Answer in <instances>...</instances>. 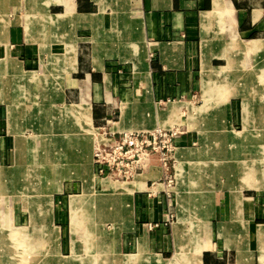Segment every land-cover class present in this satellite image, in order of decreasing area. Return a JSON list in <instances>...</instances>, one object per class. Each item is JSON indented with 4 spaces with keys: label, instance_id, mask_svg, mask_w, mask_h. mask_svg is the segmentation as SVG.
<instances>
[{
    "label": "crops",
    "instance_id": "1",
    "mask_svg": "<svg viewBox=\"0 0 264 264\" xmlns=\"http://www.w3.org/2000/svg\"><path fill=\"white\" fill-rule=\"evenodd\" d=\"M223 1L226 7L218 16L213 11V0H72V13L64 18V22L46 27L41 34L43 39H29L26 15L39 12L36 14L55 16L63 14L65 6L58 2L42 6L45 0H0V18L4 19V24L0 22L4 29L3 39L0 40V67L4 63L7 68L3 81H0V128L3 127L6 134L0 135L1 192V179L8 178L14 193L22 200L21 194L15 192L10 173L19 172L17 177L21 181L16 184L20 187H24L21 186L24 177H29L33 185V174L37 176L39 173L20 172L15 168L26 165L38 154L36 146L40 141L37 136L33 137L35 120L27 115V111L35 106L33 99L36 104H41V94L37 96L40 90L46 89L43 103L50 111L60 106L61 109L66 106L74 109L77 115L73 118L79 122L78 132L82 133L83 129L90 127L94 130L93 141L84 145L88 155L82 168L87 171L89 168L94 175L92 188L95 192L100 191L95 190V186L103 189L98 179L108 178L97 174L92 163L91 144L101 139L102 132L106 137H116L126 131H144L154 127L179 130L184 125L174 141L170 172L162 170L156 160L151 159L137 175H141L138 187L129 182L134 178L119 181L131 183V189L124 192V196L119 195V199L115 198L117 213L114 229L117 236L112 255L116 260L100 264H129L126 259L134 261L140 250L149 258L170 259L176 249L172 224L177 220L179 196L184 201L182 208L184 204V215L188 219L183 227L190 229V234L188 240L183 237L178 243H185L186 247L205 241L194 264H260L261 249L258 245L261 236H264V187L242 188L236 203L233 193L243 185L241 160L258 157V147L264 144L260 141L264 124L259 125L264 122V118H259V110L264 111V105L259 107L257 101H251L252 98L259 99L253 87L259 83L252 72L256 62L251 53L245 54L244 49V43L249 40L261 39L264 43V0ZM20 3L19 9L16 4ZM29 24H32L31 27L37 25L33 20ZM68 39L75 45L74 56L69 62L59 59L55 63L56 69L45 71L44 65H49L51 55L65 54ZM100 43V57L96 60L94 44ZM222 65L226 66L225 73L228 74L225 86L233 91L226 105L219 99L218 105L214 102L205 111L202 130L188 127L184 106L180 108L181 121L178 122L173 110L170 111L171 103H192L191 99L197 91L200 96L202 94V67ZM35 72L43 75L46 82L44 88L39 87L40 90L34 89L22 78L24 73ZM213 81L219 85L225 83V78L214 77ZM245 101L249 102L247 109L251 118V123L247 124L249 129L245 132H258V139L249 134L248 138L235 140L231 132L243 131ZM8 104L13 116H9ZM237 121L241 128L234 130L233 124ZM216 137L222 142L221 151L225 149L222 155L213 153L210 148L218 144ZM59 140L62 141V138ZM181 147L191 150L192 155L185 164V184L177 188L175 179L172 186L168 177L175 175L173 155L176 148ZM5 161H11V164H3ZM67 172L60 171L59 175ZM53 173L54 170H49L48 174L51 177ZM48 179L42 181L47 182ZM47 184L32 187V190L42 192L53 183ZM58 186L60 189L51 195L52 208L45 220L39 214H28L26 224L28 227L34 225L32 230L37 231L34 236L38 244L34 254L27 247L17 248V252L32 257L34 261L29 264H62L60 259L69 256L63 255L68 243L70 251L77 252L72 247L75 245L74 224L78 220L83 221L78 214L82 204L83 181L77 177L64 178ZM18 190L22 192L23 188ZM73 190H79L78 194L67 197L62 194ZM172 192L174 203L170 197ZM60 196L61 204L58 202ZM92 204L96 206L92 214L94 221H98V233L103 238L110 237L111 229L105 231L101 224L103 216L112 214V203L107 215L98 208L101 202L91 201L89 205ZM23 206L29 210L26 205ZM33 206L43 208V198L35 201ZM46 206H49V201ZM67 207L68 217L63 210ZM234 214H238L241 221H233ZM171 216L174 218L170 222ZM45 226L54 233L50 247L43 241ZM28 227L20 225L15 229H19L20 234L26 230L24 234L28 236ZM183 227L176 232L179 233ZM4 228L0 229V239L2 241L4 237L11 247L13 243L9 242L8 233L13 229ZM88 230L92 233L90 228ZM65 235L67 240L62 239ZM21 237L26 238L23 234ZM12 239L17 241L20 237ZM1 253L8 258L14 257L10 255L12 250H5L3 245L0 256ZM88 253L87 249L86 255ZM166 253L171 254L165 257ZM184 256H188L186 250Z\"/></svg>",
    "mask_w": 264,
    "mask_h": 264
},
{
    "label": "rangeland",
    "instance_id": "2",
    "mask_svg": "<svg viewBox=\"0 0 264 264\" xmlns=\"http://www.w3.org/2000/svg\"><path fill=\"white\" fill-rule=\"evenodd\" d=\"M50 2L62 3V5L65 6V12L63 14H57L55 16H50L46 13H42L41 15H39V14L37 15L36 13H39V12H32V14L26 15L25 24H26L27 38L33 39V38L38 37V38L43 39L41 34L44 33L46 27L56 26L59 22H64V18L68 17L72 13L71 12L72 8H73L72 7V0H47V1L45 0V2H42L41 4H43L42 6H44ZM220 2H222L220 4H222L221 8L224 11L226 5H224L223 0H220ZM20 5H21V3L16 4V6H18L19 9L21 8ZM221 13H222V11L220 12V14ZM32 20L34 21V24H37L35 27L34 26L31 27L32 24H29V22H32ZM0 22H1V24L2 23L4 24V19L0 18ZM1 27L2 26H0V40L3 39V35H4V29ZM68 40L69 41L66 40L67 42H66L65 47H64L65 54L63 52L60 55L59 54L51 55L49 65H47V66L44 65V68L46 69L45 71L52 70L53 68L56 69L55 63H56V61H59V59H61L63 61L65 59H67L66 62H69L71 57L74 56L75 45L70 39H68ZM232 42L236 43L234 40ZM100 46H101V43L100 44H94V56H95L94 59L100 57V54H98V52L101 49ZM44 48H45V46H43V49ZM244 49H245V54L251 53V55H253V58L256 62V66L252 69V72L254 71L253 72L254 78H257L259 83H256V85H254L253 87H255L254 92L259 95L258 96L259 99L252 98L251 101H253V102L257 101V105L260 107L261 105H264L263 104L264 103V76H263V74H264V57H263L264 43L261 39L249 40V41H246V43H244ZM252 51H254V52H252ZM225 67L226 66H224V65H222L220 67H207V66L202 67V70L200 73V82L202 81V75L204 76V72H205L204 70L210 69L213 73L211 75V80H210L212 82L211 90L213 92L214 97L219 96V97H221L220 99H222L221 102L219 101V99L213 101L212 104L210 105V107H212L214 102L217 103V105H218V101L220 103H223L226 105L227 100H228L227 98L233 92L230 87L225 86L227 84L226 79L228 78V74L225 73ZM0 68H1L0 81H3V77L5 75V72L7 71V68H6V65L4 63L1 64ZM42 76L43 75H40L37 72H35L33 74L24 73L22 75V78L24 80H26L28 85L32 86L34 89L35 88L39 89V87L44 88L46 85V82L43 80ZM214 77H216V79L225 78V83L221 82V83H219V85H217V83H215L213 81ZM58 78H60V77H58ZM215 85H217V86L214 87ZM218 86L220 88H217ZM219 89L221 90L220 91L221 93L218 92ZM227 89H229V90H227ZM44 90H46V89H44ZM44 90L43 91L40 90V92L37 94V96L41 94V97H42V100L40 101L41 104H36L35 100L33 99V104L35 106L31 109H28V111H27V115L29 117H33L35 120V122H34L35 126L33 127L34 128L33 129L34 130L33 137L36 138V136H37V138L40 141L39 145L36 144L37 145L36 146V153H38V154H36V156L34 155L33 156L34 159H32L31 161H28V163L26 165L15 168V170L18 169L17 171H20V172L36 171V173L40 172V174H42V175H39L40 176L39 177V176H36L33 174V176H35L32 178V180L35 181L33 185H31L32 183L30 182V180H28L29 177H24L23 178V185L21 184V186H24V187H20L18 184H16L18 181H21L20 178L17 177V174L19 172H11L10 173L11 176H13L12 178H13V184L15 186L14 187L15 192L21 194L23 201L20 199V197H17L18 195H16L14 193L13 188L10 186V183H9L10 180L8 178L3 177V176H2L3 178L1 179V181H2V192L0 189V192H1V195H0V229H2V227L3 228L5 227L4 229H6V227H8L9 229H13V230H10L8 233L10 235L9 242L11 244L13 243V246L10 247L8 242H6V239L3 237L2 241L0 239V247H2V245L5 246V250H7V251H8V249H11L12 253H10V255L14 256V257L8 258L6 255H3V253H1L0 264H29V263H31V261H34L33 258L28 256L26 253L25 254L27 256L24 255L23 253H21V255H20L17 252V248L19 249L20 247H22V248L27 247L30 249L29 252L34 254L35 247L38 244L37 243L38 239L36 236H34V234L37 233V231L35 232L34 230H32L34 225L30 224L28 227V225L26 224L27 219H28V214H31V215H34V213L36 215L39 214L42 216V218H44L43 220H45V216L50 212V210L52 208L51 195L55 190L60 189V186H58L59 181L61 179H64V178H76V177L81 178L83 181V192H82V196H80V197H82V204L80 205V208L78 210L79 211L78 214H80V218L83 221L78 220L74 224V227H75V237H74L75 241H74V243H75V245H73V247L72 246L71 247L76 249L77 252L72 253L70 251V243H68V249L63 255H69V256L60 259V261L62 264L71 263V262L74 264H100L101 262L106 261V260H110V259L116 260V258L113 257V255H112L113 254V244H114V241L116 240V236H117V230L114 229V227H115L114 226V217H116V213H117V211H116L117 206L115 203V198L119 199V197H120L119 195L124 196V192H130V189H131L130 184L131 183H122V182L115 181V180L113 181V180L108 179V178H103V179H98V181L102 184L103 189L101 190V188H102L101 186H95L94 189L100 190V191L95 192L93 190L92 183H94L95 177L92 173L89 172V168H87L88 169V171H87L86 169L84 170V168H82V166H83V162L87 159L86 155H88V149H86V147L84 145H85V142H87V141H91V142L93 141L94 130H92V128L90 127V128L83 129L82 133H81V131L78 132L77 128L79 126V122H77L78 120H74V118H73L77 114L73 111L74 109L69 107V106H66L69 109L68 113H66V114H64L63 112L61 113V111H59V109H61V106L58 108H54L53 111L52 110L50 111L45 106V104L43 103V100L45 98V96H44L45 91ZM201 92H202V89H201ZM195 95L196 96L191 99L193 104L191 102H187V101H185V102L175 101V102L171 103L169 108L172 107L170 110L174 109L172 112H174V114H175L174 116L177 118V121L180 122L181 120H179V119H180V116L182 113V111H180V108H181V106H184L187 110V119L185 122L188 125V127L199 128L202 130L201 126H203L202 125L204 122L203 117L206 114V112L203 113L202 115L194 113L193 117L191 116L190 107L193 108V110H194L195 108H197L200 105H203V103H204V100H202V94L200 96V93L197 91V93ZM5 100L8 101L7 98ZM201 100H202V103H201ZM261 102H263V103H261ZM248 105H249L248 101H245L243 104V112H244L243 117L245 118L244 124H243V131L240 130L236 133L233 131L231 132V135H233V137H235V140H240L243 138L245 139L246 137L248 138L249 134L253 135L254 139H258V135H259L258 132H253V131L245 132L247 129H249L247 127V124L251 123L250 122L251 118L248 115V109H247ZM8 106H9V104H8ZM66 107H64V109ZM10 111H11V108L9 106V116L12 115V113ZM259 112H260L259 118H261V119L264 118V113H263L264 111H262L260 109ZM61 114H63L64 117L61 116ZM184 116H185V114H183V117ZM263 124H264V122H262V123L260 122L259 125L262 126ZM10 126H11V124H10ZM233 127H234V130L235 129L239 130L241 128L240 123L238 121H237V123L235 122L233 124ZM183 128H185L184 125L179 127V130H178L179 133L177 135L180 134V131L183 130ZM260 134H261L260 141L262 143H264V129L262 130V132ZM0 135L6 136V134L4 133L3 127L0 128ZM61 138H62V141L59 140ZM216 138L218 139V144L214 145L210 148L213 151V153L222 155V153H225V149H224V151H221V149L223 148L222 142H221L219 137H216ZM261 145L258 147V149H259L258 152L260 153V155L258 157H254L256 159H254V158L246 159L245 158L244 160H241L242 165L240 166L241 167L240 171H242V174H243V177L241 179L243 185H241V189L234 190V193H233L234 203L237 202V198H238L242 188L255 189V188L264 187V178H263L264 177V144H261ZM91 146H92V144H91ZM221 146H222V148H221ZM52 147L54 149L52 151H50V149H52ZM79 147H81V148H79ZM216 147H218L220 149L221 153L219 150H215ZM55 150H57V151H55ZM48 154L49 155L52 154L51 158H46V156ZM177 155L178 156L180 155V156L178 157ZM190 155H192L191 150L186 149V148H182V147L176 148L175 153H174L175 162H173L175 175L171 176L172 186L175 184L174 179H175V182L177 183L176 184L177 188H179V187H181V185L185 184V183H183L185 181V177H186V173H187V169H186L185 164H186V162L189 161L188 159H189ZM180 159H181V161H180ZM182 162H184V163H182ZM169 163L170 164L172 163V159L169 161ZM169 163H168V165H170ZM254 163H256L255 168L253 167ZM258 163H260L261 165ZM3 164L10 165L11 161H5V162H3ZM179 166H181V167L185 166L183 168L185 170V172H182L183 173L182 177H179V174H178V171H179L178 167ZM21 167H24V168L21 169ZM170 169L171 168H169L167 171L170 172ZM49 170H54V173L51 177L48 174ZM63 170H66L68 172L66 174H60L59 175V172L60 171L62 172ZM229 170H230V168L227 167V171H229ZM47 177H49L48 181L43 182L42 180H44V179L47 180ZM134 179H133V181H129V182H132V184L135 187H138V185H140L141 175H139V176L136 175L134 177ZM48 182L50 184H52V183L53 184L47 190H43L42 192H36L38 189L36 191L32 190V187L38 188V187L42 186V184L46 185ZM49 183L47 185H50ZM111 183L114 185V187H113V189L109 190L108 184L111 185ZM19 184H20V182H19ZM85 184L87 186H85ZM115 186H116V188H115ZM19 188L20 189L23 188V191L21 192L20 190H18ZM78 192H79V190H73L71 192L70 191L63 192L62 194L67 197V195L78 194ZM170 197L172 198V201H173V198H174L173 192H172V195ZM40 198H43V202H45V206H43V208H41V209L33 206L34 202L37 200H40ZM15 199H17L18 201ZM58 199H59V201H58L59 204H61L63 202L62 200H60L61 196ZM179 199H180V201H179ZM15 201H17V203H15ZM48 201H49V206H46V202H48ZM91 201L101 202V205H98V208H100L101 212L106 213L105 215H107L108 214L107 212L110 211L111 203H112V205H113L112 210H111L112 214L109 216H103L104 221H102V224H101V228H103L105 231H108L111 229L110 230V233H111L110 237L108 236V237L103 238L100 236L101 234L98 233L99 232V229H97V222L98 221L97 222H96V220L94 221V216L92 214L93 212L95 213V211H92V209L93 208L96 209V206L95 205L93 206V204L89 205ZM109 201H110V203H108ZM177 201H178V210L179 211H178V214L176 216L177 220L173 222V224L177 222L175 224L176 229L174 232L176 249H175L172 257L170 259H167L166 261H164V260L160 259L159 257L149 258V256L147 257V255L144 254L142 259L140 258L139 260H135L134 264H194L195 262H197V260L200 257L201 250L204 247L205 241L204 242H196V244L192 243L190 245H186V247H185V243L184 244L178 243L180 240L183 239V237L184 238L187 237V240H188V238H189L188 236L190 234V229L183 227V225L188 221V219H186V217L184 215V212H185V205L184 204H183V208H182V203L184 201L181 199L180 196H179ZM173 203H174V201H173ZM23 205H26L29 208V210ZM63 210H65V215L68 217L69 216L68 207L63 208ZM29 211H30V213H28ZM238 214H239V211H238ZM238 214L233 215V218H234L233 221H238V220L241 221V218L239 217ZM173 218L174 217L171 216L169 218V221L170 222L173 221ZM20 225L21 226L25 225L29 228L28 229V232H29L28 236L26 235V233L24 234V232H26V230L23 231V233H22L26 238L21 237L22 234L18 233L20 231L19 229H15L16 227H20ZM181 226L183 228L180 229L179 233H177L176 231H178V228ZM88 228H90L92 230V233L88 230ZM87 230H88V232H87ZM1 235L2 234L0 232V236ZM53 235H54V233L52 232V230L48 226H45L44 227L43 241H45V243H47L46 245H48V247H50V245L53 242L52 241ZM15 237H20V239H18L17 241H16V239L15 240L12 239ZM67 238H68V236L66 237V235L64 237H62L63 240H67ZM260 240H261L259 242L260 244L258 245L259 249H261L260 255H259V260H260L259 263L264 264V236H261ZM87 241H88V245H87ZM13 247H15V248H13ZM87 249H88L89 253L86 255ZM185 250L188 253L187 258H185V256H184ZM15 254H16V256H15ZM170 254L171 253H166L165 257L169 256ZM83 255H86V256H83ZM45 257H46V255H45ZM64 262H66V263H64ZM126 262L128 263V261H126Z\"/></svg>",
    "mask_w": 264,
    "mask_h": 264
},
{
    "label": "built area",
    "instance_id": "3",
    "mask_svg": "<svg viewBox=\"0 0 264 264\" xmlns=\"http://www.w3.org/2000/svg\"><path fill=\"white\" fill-rule=\"evenodd\" d=\"M178 133L175 128L159 127L126 131L116 137H106L102 132L101 139H97L91 148L96 173L114 180L127 181L145 169L151 159H155L158 166L167 171ZM168 180L171 181V177Z\"/></svg>",
    "mask_w": 264,
    "mask_h": 264
},
{
    "label": "bare ground",
    "instance_id": "4",
    "mask_svg": "<svg viewBox=\"0 0 264 264\" xmlns=\"http://www.w3.org/2000/svg\"><path fill=\"white\" fill-rule=\"evenodd\" d=\"M214 1V9H213V11L214 12H216L217 14H218V16L220 15V12L222 11V13H223V9L221 8V6H222V4H220V3H222V2H220V0H213ZM225 10V9H224ZM227 10V9H226ZM212 11V12H213ZM248 47V46H247ZM257 49V48H256ZM252 52H254V51H252ZM221 70V69H220ZM205 72H204V76L202 75V83H201V89H202V100H204V103H203V105H200V106H198L197 108H195L194 110H193V108H191L190 107V110H191V116L193 117V114L194 113H196V114H203L209 107H210V105L212 104V102L213 101H215V100H218V99H220L221 97H215V99L213 98V92H212V90H211V84H212V82L210 81L211 80V75L213 74L212 73V71L209 69V70H204ZM223 71V70H222ZM261 73V72H260ZM261 75V74H260ZM259 75V76H260ZM263 76H264V74H263ZM221 90L219 89L218 90V92H220ZM227 92V91H226ZM221 93V92H220ZM224 95V94H223ZM217 98V99H216ZM249 106V105H248ZM172 107H170V109H171ZM176 109V108H175ZM174 110V109H173ZM60 111H61V113L63 112L64 114H66V113H68V111H69V109L66 107L65 109L63 108V109H60ZM74 111V110H73ZM170 111H172V110H170ZM193 111V112H192ZM195 114V115H196ZM62 116H63V114H62ZM64 117V116H63ZM194 119V118H193ZM245 119V118H244ZM250 119V118H249ZM250 121V120H249ZM251 122V121H250ZM248 123V122H247ZM246 130V129H245ZM64 136V135H63ZM240 137V136H239ZM99 139V138H98ZM57 143V142H56ZM56 148V147H55ZM54 148L52 147V149H50V151H52ZM215 150H219L220 151V149L218 148V147H216V149ZM55 151H57V150H55ZM218 151V152H219ZM220 153H221V151H220ZM60 154V153H59ZM52 155V154H51ZM51 155H47L46 156V158H51ZM178 156V155H177ZM180 156V155H179ZM178 156V157H179ZM55 157V156H54ZM63 157V156H62ZM180 161H181V159H180ZM183 161V160H182ZM173 162H174V155H173ZM182 163H184V162H182ZM41 166V165H40ZM44 166V165H43ZM185 167V166H184ZM184 167H181V166H179L178 167V174H179V177H182V175H183V173L182 172H185V170L183 169ZM44 171V170H43ZM47 172V171H46ZM139 173H137L136 175H138ZM39 175H42V174H40V172L37 174V176H39ZM135 175V176H136ZM134 176V177H135ZM40 177V176H39ZM133 177V178H134ZM132 178V179H133ZM264 178V177H263ZM111 179V178H110ZM132 179H130V180H132ZM111 180H114V179H111ZM44 181H46L45 179H44ZM117 181H119V180H117ZM128 181V180H127ZM123 185V184H122ZM113 187H114V185L111 183V185L110 184H108V189L109 190H111V189H113ZM115 188H116V186H115ZM119 188V187H118ZM37 190V189H36ZM36 190H33V191H36ZM105 191V190H104ZM36 192H38V190L36 191ZM80 204V203H79ZM183 212V211H182ZM180 216V215H179ZM180 219V218H179ZM91 221V220H90ZM179 221V220H178ZM177 223V222H176ZM176 223H174L173 224V227H174V231H173V233L175 232V229H176V227H175V224ZM92 236V235H91ZM96 241V240H95ZM42 244V243H41ZM107 245V244H106ZM100 248V247H99ZM180 251V250H179ZM101 252V251H100ZM143 251H139V254L136 256V258L134 259V261H132L131 259L130 260H128V259H126L127 261H128V263L129 264H131V262H135V260H139L140 258L142 259V257H143V255H144V253H142ZM127 263V262H126ZM69 264V263H68Z\"/></svg>",
    "mask_w": 264,
    "mask_h": 264
}]
</instances>
